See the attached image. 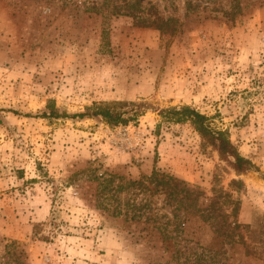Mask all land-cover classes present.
<instances>
[{
    "label": "rangeland",
    "instance_id": "obj_1",
    "mask_svg": "<svg viewBox=\"0 0 264 264\" xmlns=\"http://www.w3.org/2000/svg\"><path fill=\"white\" fill-rule=\"evenodd\" d=\"M133 1L0 0V264H264V0H139L164 29L138 26ZM121 102L148 107L118 125L42 115ZM181 106L258 171L160 117ZM153 169L199 200L155 188ZM233 179L228 243L194 207Z\"/></svg>",
    "mask_w": 264,
    "mask_h": 264
},
{
    "label": "trees",
    "instance_id": "obj_2",
    "mask_svg": "<svg viewBox=\"0 0 264 264\" xmlns=\"http://www.w3.org/2000/svg\"><path fill=\"white\" fill-rule=\"evenodd\" d=\"M130 15L135 19L138 26L153 27L156 29H164L165 21L160 16L155 14L153 18L145 15L144 9L140 7V1H133L129 4ZM239 7V4L234 5V9ZM152 9L151 7L149 10ZM148 10V11H149ZM147 11V12H148ZM233 11V9L231 10ZM151 15V14H150ZM233 16V15H232ZM148 107L145 103L135 102H121L108 105H94L86 108L84 112L75 114H58L48 104L49 112L43 113V116L53 117H101L107 123L112 125L126 124L129 120L136 119V116ZM160 117L173 122H182L188 120L194 130L201 139L202 147L209 146L213 148L221 160L227 161L236 175L247 173L251 171H258V167L248 158L239 154L237 149L231 144L227 135L223 131L213 130L207 123V118L198 111L188 106L168 107L159 110ZM264 178V175H262ZM149 182L155 188H161L166 193L175 192L181 194L179 201H183V197L187 193H193L195 201L199 200V192L189 188L183 181L174 178L171 175L159 173L157 169H153ZM244 190V185L240 180H231L228 189L217 187L212 189V196L206 207H199L196 203L194 211L200 219L207 222L210 229L226 242L236 240L238 237L242 238L239 229L240 224L236 218L238 215L240 201L235 196ZM184 194V195H182ZM178 199V198H177Z\"/></svg>",
    "mask_w": 264,
    "mask_h": 264
}]
</instances>
